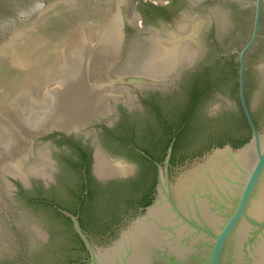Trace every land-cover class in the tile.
Returning <instances> with one entry per match:
<instances>
[{
    "label": "water",
    "instance_id": "water-1",
    "mask_svg": "<svg viewBox=\"0 0 264 264\" xmlns=\"http://www.w3.org/2000/svg\"><path fill=\"white\" fill-rule=\"evenodd\" d=\"M136 1L145 0H0V238L10 240L8 253L43 238V230L55 236L49 264L77 256L68 224L14 190V180L28 185L32 176L47 177L54 168L50 151L57 144L47 135L91 127L118 101H133L132 89L162 86L169 71L190 63L179 60L194 56L188 41L169 48L156 33L132 34V28L146 31ZM263 3L215 0L198 14L180 7L179 15L153 21L159 33L194 25L200 17L208 24L214 18L225 30L241 26L245 33L253 15L250 39L238 52V97L251 137L239 147H213L170 175L173 136L163 164L153 162V201L106 245L93 246L77 216L58 208L88 249L87 264H264V93L257 97L260 129L244 96V54L258 37ZM237 10L240 24L232 21ZM224 100L235 105L230 92L217 91L205 107ZM122 156L136 162L132 154ZM125 169L133 167L124 159L96 153L98 176H121ZM57 200L66 203L65 196Z\"/></svg>",
    "mask_w": 264,
    "mask_h": 264
},
{
    "label": "flooded vegetation",
    "instance_id": "flooded-vegetation-1",
    "mask_svg": "<svg viewBox=\"0 0 264 264\" xmlns=\"http://www.w3.org/2000/svg\"><path fill=\"white\" fill-rule=\"evenodd\" d=\"M214 3L215 0L136 1V9L146 25V31L143 34L136 28H132L129 29L132 34L139 32L144 38H147L149 34L156 33L157 39L169 48L188 41L191 44V50H194V56L183 58L178 62L190 63H183L169 71L163 79L162 86L132 89L136 93V97L133 96V101L130 103L118 101L106 117L94 122L89 128L70 134L53 131L47 135L57 144L50 151L54 168L50 170L49 176H32L28 185L14 180L16 185L14 190L19 194H25L28 200L54 210L66 224L69 220L68 226L77 256L69 260L68 264H87L90 254L80 237L75 233L71 220L60 213L58 208L76 215L78 222L80 213L83 212V220H87L89 215H86L85 212L90 209L97 211L96 207L102 205V200H104L102 197L117 189L121 191L124 185H131L133 197L128 195L127 200L116 204V210L111 212L105 209L102 217L93 221L87 229L81 228L93 246H96L95 244L106 245L117 236L129 220L143 211L144 197H155L157 168L153 162L163 164L164 159L162 162H158L143 150L148 146L145 140H148L152 133L156 140L160 139L163 134L154 109H162L163 105L168 102L176 103L182 100L181 102L185 103L188 92L193 89L194 77L203 76L205 79H209V81H204L207 83L206 86L204 83L200 87V90L205 93L203 101L198 107L203 117L212 120L221 116L232 117L239 113L244 115L238 97V52L250 39L253 15L245 33L241 26H231L225 30L222 27L223 23H217L214 18L208 24L201 17L199 19L195 17L198 20L194 25H191L189 21L190 25L188 24L186 28L174 29L169 33L163 28L159 33L157 27L153 26V21L156 18L168 20L173 14L174 17L179 15L181 12L177 8L192 9L198 14L200 10ZM233 3L234 9H239L241 4L237 1H233ZM236 12L232 21L240 24L242 18L239 16V10ZM236 40L239 42L236 43ZM261 55L264 56L263 7L259 19L258 37L244 54V96L245 99L247 97L246 103L252 120L253 116L256 118V124L254 120L253 122L258 129H260L261 107L257 97L260 92L264 93V68H258L259 65H264V59H260ZM233 70H236V75ZM217 91L220 93L230 92L235 100V105L224 100L219 105L205 107L206 99ZM235 96L238 97V102ZM223 126L229 128V134L222 137V141L226 144H230L233 140H242L246 135L245 131L236 129L231 120L224 123ZM219 129L213 127L203 130V133L197 136L188 147L196 144V149L187 153L188 148L184 147L177 153L176 162L172 163L170 157L169 174L173 175L178 167L199 157V151L203 154L208 149L216 147L214 138L219 135ZM178 132L179 130L176 133ZM158 151L160 149L156 150V154ZM97 152H103L112 158L124 159L132 165L133 170L127 172L125 169L123 172L126 173L121 176L108 178L98 176L93 170ZM122 152L132 154L136 158V162L123 157ZM140 152L145 153L150 160ZM58 157L61 161H57ZM145 160L152 164L154 171L147 173L143 167L146 165ZM123 190L126 191V188ZM31 193L33 195L30 196ZM63 196L66 198V203L57 200V197ZM69 208H75L76 213L68 210ZM106 218H110L108 222ZM33 228L36 231L39 230L37 225H33ZM39 232L43 233V238L35 236L30 245L23 246L17 253H8L7 248L10 240L1 237L0 264H49L50 252L55 247V236L43 230H39Z\"/></svg>",
    "mask_w": 264,
    "mask_h": 264
},
{
    "label": "trees",
    "instance_id": "trees-1",
    "mask_svg": "<svg viewBox=\"0 0 264 264\" xmlns=\"http://www.w3.org/2000/svg\"><path fill=\"white\" fill-rule=\"evenodd\" d=\"M233 72L236 75V70H233ZM193 80V89L188 92L189 94L185 103L181 102L182 100L177 101L176 103L168 102L163 105L162 109H154L163 134L160 139L156 140L154 133H152V135L149 136L148 140H145L146 143H148V146L143 150L158 162H162V160L164 159L167 147L173 136H175V142L172 148V163L176 162L177 153H179L184 147L188 148L190 143L195 138H197V136L203 133V130L213 127H215L216 129L220 128V133L216 138H214V141L216 142V146H223L226 143L222 141V137L229 134V128H225L223 124L229 122L230 120L233 125L236 126V129H241L246 132V135L242 140L231 141L230 144L233 147H239L243 145L251 137V131L242 113L232 115V117L221 116L212 120L203 117L198 107L201 105L205 93L203 92V90H200V87L204 85V81H209V79H205V77L200 76L194 77ZM206 85L207 83H205V86ZM235 99L238 102L237 96H235ZM253 120L256 124V118L254 116ZM178 130L179 132L176 133ZM157 149H160V151H158V153L156 154ZM198 155H202L201 151L198 152ZM145 163L146 165H143V167L147 171V173L154 171V168L150 162L145 160ZM124 188H126V191L123 190ZM127 188L129 191L127 190ZM106 195L107 196L102 197L104 199L102 200V205L96 207L97 211L94 209H90L85 212L86 215H89L87 220H83V212L80 213L79 224L81 228L87 229L93 221H95L97 218L102 217V213L105 212V209L110 210L111 212L116 210V204L118 202L125 201L128 195L130 197H133L132 187L131 185H124L121 191L117 189L116 191H112L111 194ZM153 199L154 198L144 197L143 207L145 208L146 206L151 204ZM68 210L76 213L75 208H69ZM67 222L68 224L70 223L69 220H67Z\"/></svg>",
    "mask_w": 264,
    "mask_h": 264
}]
</instances>
